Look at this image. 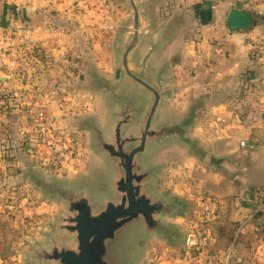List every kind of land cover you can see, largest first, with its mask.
I'll return each mask as SVG.
<instances>
[{
    "label": "rangeland",
    "instance_id": "rangeland-1",
    "mask_svg": "<svg viewBox=\"0 0 264 264\" xmlns=\"http://www.w3.org/2000/svg\"><path fill=\"white\" fill-rule=\"evenodd\" d=\"M134 2L140 12L141 38L128 62L138 75L140 60L154 40L153 29L160 16L149 13V0ZM49 4L52 11L45 15L28 21L23 16L19 19L20 25L40 21L49 25L52 29L44 33L47 40L39 37L14 47H0V56L7 60L0 64V264H53L41 260L38 253L48 250L55 240L62 244L73 241L60 229L69 214L63 192L88 193L96 208L106 199L115 198V165L97 148V134L111 140L117 115L122 118V114L131 113L123 135L132 132L139 136L141 124L137 120L145 111L144 105L152 100L140 84L127 78L121 64L134 31L130 0H51ZM121 97L132 100L126 106ZM253 100L252 96L250 101ZM201 105L195 103L193 109L178 117L167 109L163 119L186 120L190 114L207 124L209 118L213 119L217 127H212V133L226 127L221 115L205 116ZM131 108L142 111L133 113ZM246 111L242 107V113ZM258 115L262 119L264 110ZM254 128L263 130L264 126L260 123ZM249 129L242 126L238 134L225 128L216 133L222 136L221 147L240 148L242 158L237 153L236 159L210 162L219 171L230 172V180L235 175L233 168L220 163L227 161L240 171L247 166L248 153L240 145ZM231 133L236 137L229 139ZM188 138L189 142L173 139L151 145L143 158L146 167L157 168L151 191L164 195L167 202L179 203V211L163 219L173 228L177 213L187 219L192 211L184 198L176 197L171 190L191 189L192 196L200 201L218 200L217 192H202V162L195 164L187 159L191 147L200 153L207 148L199 141H191L196 136ZM160 155L166 157L161 163L156 160ZM257 167L262 175L256 180H264V156ZM192 216L193 223L185 224L189 232L177 227L170 236L143 234L138 224L123 228L110 247V262L173 264L177 260V264H206L200 254L219 249L213 234L215 243L207 246L206 231L216 233L217 227L208 226L210 221L203 214Z\"/></svg>",
    "mask_w": 264,
    "mask_h": 264
},
{
    "label": "crops",
    "instance_id": "crops-1",
    "mask_svg": "<svg viewBox=\"0 0 264 264\" xmlns=\"http://www.w3.org/2000/svg\"><path fill=\"white\" fill-rule=\"evenodd\" d=\"M49 1L0 0V47H14L22 41H37L39 37L47 40L44 33L52 29L49 25L41 21L31 26L20 25L19 19L23 16L27 21L34 20L36 15L52 11ZM149 4V13L160 16L153 29L154 50L147 67L153 77L161 72L163 88L168 93L169 103L162 118L167 109L170 115L174 113L178 117L200 102L205 116L218 113L227 123L226 127L212 133V127H217L213 119L209 118L207 124L190 114L186 117V142L193 135L197 140L192 138L191 141H199L207 148L200 153L191 147L187 159L195 164L202 162L199 172L202 192H217L218 200L201 198L200 201L192 196L191 189L186 192L171 190L176 197L184 198L192 211L187 219L177 213L172 223L181 232H189L185 224L193 223L192 215L203 214L206 221H210L208 226L215 224L217 227L216 233L207 229V246L214 245L213 234L218 250H232L233 264H264V180H256L262 175L257 166L264 156V129L254 128L260 123L264 126V117L260 119L258 115L264 110V55L256 56L251 48L254 41L264 39V10L259 12L260 17L252 10L238 9L228 3L214 4L209 0H149ZM148 50L149 47L144 56ZM5 61L6 56L1 55L0 64ZM243 87L248 91H243ZM252 96L254 100L250 101ZM242 107L248 110L246 114L242 113ZM242 126L250 127L245 141L249 140L254 148L240 145L250 160L242 171L227 161L220 163L233 168L231 171L235 175L230 180V172L219 171L210 162L212 159H236L237 153L241 157L240 148L221 147L222 136L216 133L231 128L233 133L239 134ZM228 137L232 139L236 135ZM156 160L161 163L166 157L160 155ZM177 263V260L173 262Z\"/></svg>",
    "mask_w": 264,
    "mask_h": 264
},
{
    "label": "water",
    "instance_id": "water-1",
    "mask_svg": "<svg viewBox=\"0 0 264 264\" xmlns=\"http://www.w3.org/2000/svg\"><path fill=\"white\" fill-rule=\"evenodd\" d=\"M130 3L134 9V31L124 50L121 64L127 78L140 84L151 94L152 100L148 106L144 105L145 111L141 119L137 120L141 124L139 136H134L132 132L128 136L123 135L124 126L132 119L131 113L122 114V118L117 115L119 119L115 123L111 140L106 139L102 133L97 134V148L115 165L116 176L112 181L115 198L106 199L96 208L88 193L63 192L69 214L60 229L72 236L73 241L62 244L55 240L48 250L38 253V257L46 263L113 264L109 259L112 242L123 228L130 225H140L143 234L147 235L170 236L177 232L176 228L167 226L163 219L178 212L179 204L167 202L164 195L151 191L150 183L157 168L146 167L143 158L151 145L172 139L186 142V120L169 121L162 118L169 100L163 88L161 72L153 77L147 67L154 50L152 43L140 60V74L136 75L129 67L128 57L141 38L140 12L134 0H130ZM254 14L262 16L257 11ZM122 99L126 106L132 100ZM140 110L130 109L133 113Z\"/></svg>",
    "mask_w": 264,
    "mask_h": 264
},
{
    "label": "built area",
    "instance_id": "built-area-1",
    "mask_svg": "<svg viewBox=\"0 0 264 264\" xmlns=\"http://www.w3.org/2000/svg\"><path fill=\"white\" fill-rule=\"evenodd\" d=\"M214 4L218 3H228L232 7L242 9V10H252L262 12L264 10V0H209ZM253 54L258 57H263L264 55V39H259L251 44ZM241 146L249 149L254 148V144L248 141H242ZM206 264H233V252L228 250L226 252L220 251L218 249H209L205 253L200 254Z\"/></svg>",
    "mask_w": 264,
    "mask_h": 264
}]
</instances>
